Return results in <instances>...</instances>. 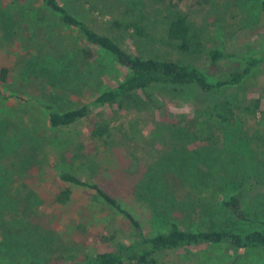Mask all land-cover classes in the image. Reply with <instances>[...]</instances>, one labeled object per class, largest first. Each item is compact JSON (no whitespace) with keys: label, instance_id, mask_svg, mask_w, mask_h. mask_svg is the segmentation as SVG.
Masks as SVG:
<instances>
[{"label":"rangeland","instance_id":"obj_1","mask_svg":"<svg viewBox=\"0 0 264 264\" xmlns=\"http://www.w3.org/2000/svg\"><path fill=\"white\" fill-rule=\"evenodd\" d=\"M61 1L97 32L119 35L123 47L135 54L202 65L208 51L218 48L236 55L222 62L228 66L239 56L264 49V0H95V11L86 0ZM1 10L4 20L12 16L8 23L13 26L4 29L10 30L5 37L0 22V69L10 71L6 83L0 80V192L15 204L13 210L0 212V253L39 264H74L69 255H94L133 237L129 222L93 191L60 180L66 169L112 193L147 234L158 220L154 209L163 220L191 229L264 230V64L239 85L211 95L212 107L199 93L192 98L199 104L141 93L71 127L54 128L45 104L61 112L75 109L117 85L122 70L103 50L85 60V43L46 10L43 0H27L19 7L0 0ZM34 12L36 16L28 15ZM176 13L187 15L201 30L202 52L183 54L163 43L168 19ZM136 18L152 33L147 44L111 27L115 19ZM255 102L260 109L253 114ZM101 117H115L113 137L90 141L88 134ZM206 145L221 150L223 158L245 159L248 171L235 182L222 170L213 172L212 179L201 165L200 177L209 175V185L185 173V201L163 188L156 197L136 194L144 181L151 193L159 166H172L174 156L182 157L178 150ZM66 187L72 197L65 206L54 195ZM239 190L249 221L221 209V202ZM158 264H264V248L193 247L165 252Z\"/></svg>","mask_w":264,"mask_h":264},{"label":"trees","instance_id":"obj_2","mask_svg":"<svg viewBox=\"0 0 264 264\" xmlns=\"http://www.w3.org/2000/svg\"><path fill=\"white\" fill-rule=\"evenodd\" d=\"M26 1L12 0V5L19 7ZM122 1L127 3L131 0H120V2ZM43 2L47 11L57 17L64 27L74 30L81 41L85 43V47L81 49V56L85 60L95 58L96 50H103L122 70V76L117 85L97 94L93 100L81 104L75 109L61 112L54 106L45 104V108L49 110V123L54 128L71 127L88 118L97 110L115 105L123 106L125 100L141 93L156 92L161 97L172 101L194 100L192 98L196 97L195 93H199L205 97L203 100L207 102L206 106L212 107L211 95H218L224 88L239 85L253 70L264 64V49L249 56H239L238 60L228 66H222V62L234 58L236 55L226 53L218 48L208 51L202 65L199 62L164 60L152 54H135L123 47L119 35L97 32L61 0H43ZM85 3L89 5L91 11L98 9L95 0H86ZM5 11L1 10L0 12L3 30L13 26L8 23L12 16L4 20ZM31 14L36 16L35 12L28 15ZM111 27L118 30L119 34L126 33L142 44H147L149 39L153 38L149 26L137 18L115 19L111 22ZM9 33L10 30H4L5 37ZM203 38L201 30L189 21L187 15L176 13L168 19L167 29L162 39L163 43L187 54L191 51L202 52L204 50ZM9 72L6 67L0 69L2 82L8 81ZM194 101L199 104V99ZM252 106L253 114H256L260 109V103L255 102ZM114 118L101 117L96 121L88 134V139L96 142L111 139L114 134ZM185 134L186 132L181 133L182 136ZM216 149L214 145H206L194 151L178 150L182 153V157L174 156L169 162V164L172 163V166H159V171L156 174V187L151 193L148 192L150 191L148 188L145 189L147 181H144L140 184L139 192L136 194L140 196L142 191L143 195L151 194L156 197L158 191L166 189L172 196L176 197L177 194H180L183 198L178 200L185 201L188 195L186 185L189 183L185 173L189 172L194 179L203 181L202 184H205L206 187L209 185V175L200 177L201 165L208 168L212 179L213 172L222 170L231 173L233 176L231 180L237 182L249 169L246 160L237 156L229 158L226 155L223 158L221 155L223 152ZM225 154L227 153L225 152ZM173 168L177 170H172ZM59 178L63 183L93 191L111 209L122 215L129 222L133 231L132 238L118 242L111 250L98 252L94 255L88 252L69 255L67 260H71L74 264H158L159 256L165 252L216 244H231L238 249L264 248V230L238 232L231 229H191L174 220H163L156 209H154V213L158 214V220L153 224L152 232L147 234L142 223L125 209L112 193L98 183L89 182L68 172L67 169L60 171ZM54 197L56 203L66 206L71 201L72 191L66 187L59 190ZM14 204L13 197L0 192V212L7 209L13 210ZM243 206V192L240 190L227 196L221 202L223 211L237 220L249 221L251 219ZM23 238L32 240L36 237ZM0 264L39 263L19 257H8L4 253H0Z\"/></svg>","mask_w":264,"mask_h":264}]
</instances>
